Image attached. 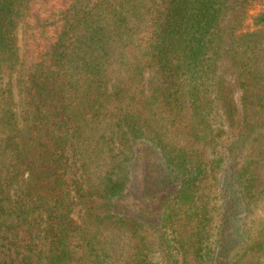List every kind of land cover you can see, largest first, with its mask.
Wrapping results in <instances>:
<instances>
[{"label": "trees", "instance_id": "1", "mask_svg": "<svg viewBox=\"0 0 264 264\" xmlns=\"http://www.w3.org/2000/svg\"><path fill=\"white\" fill-rule=\"evenodd\" d=\"M0 264H264V0H0Z\"/></svg>", "mask_w": 264, "mask_h": 264}, {"label": "rangeland", "instance_id": "2", "mask_svg": "<svg viewBox=\"0 0 264 264\" xmlns=\"http://www.w3.org/2000/svg\"><path fill=\"white\" fill-rule=\"evenodd\" d=\"M260 10H262V7L260 5H255L252 10L250 11V15H255L256 13H258ZM247 22H251L250 19L247 20ZM20 38H21V41H20V45L23 44V33L21 32L20 33Z\"/></svg>", "mask_w": 264, "mask_h": 264}]
</instances>
